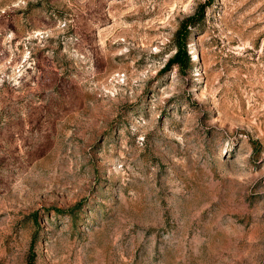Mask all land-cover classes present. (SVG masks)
<instances>
[{
	"label": "rangeland",
	"instance_id": "obj_1",
	"mask_svg": "<svg viewBox=\"0 0 264 264\" xmlns=\"http://www.w3.org/2000/svg\"><path fill=\"white\" fill-rule=\"evenodd\" d=\"M0 264H264V0H0Z\"/></svg>",
	"mask_w": 264,
	"mask_h": 264
},
{
	"label": "trees",
	"instance_id": "obj_2",
	"mask_svg": "<svg viewBox=\"0 0 264 264\" xmlns=\"http://www.w3.org/2000/svg\"><path fill=\"white\" fill-rule=\"evenodd\" d=\"M194 20L190 22V24H194ZM186 35V33H185ZM179 39L177 40V43L179 42ZM184 39V38H183ZM185 51V49H184ZM172 63H178L182 65V67H188L191 64V60L188 54L186 52H183L181 49L176 52L174 58H172Z\"/></svg>",
	"mask_w": 264,
	"mask_h": 264
}]
</instances>
